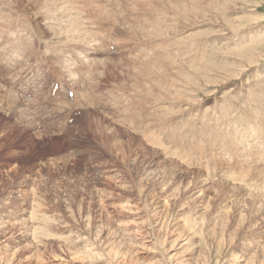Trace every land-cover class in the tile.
Masks as SVG:
<instances>
[{"label": "rangeland", "instance_id": "obj_1", "mask_svg": "<svg viewBox=\"0 0 264 264\" xmlns=\"http://www.w3.org/2000/svg\"><path fill=\"white\" fill-rule=\"evenodd\" d=\"M176 227L264 264V0H0V264H174Z\"/></svg>", "mask_w": 264, "mask_h": 264}, {"label": "bare ground", "instance_id": "obj_2", "mask_svg": "<svg viewBox=\"0 0 264 264\" xmlns=\"http://www.w3.org/2000/svg\"><path fill=\"white\" fill-rule=\"evenodd\" d=\"M74 15V12H73V9H71V8H69V6L67 5V4H62V5H60L59 6V8H56V11H55V13H53V16H52V21L54 22V25H57L56 27H58L59 29L62 27H60L59 25L60 24H63L64 25V27L63 28H61L60 29V32L62 31L63 33L66 31V29H64L66 26H69V27H71V26H73L74 24V19H75V16H73ZM86 27H82V28H79V29H75L74 31H73V35H77V34H81L80 33V30H83V29H85ZM104 28V27H103ZM102 28V29H103ZM47 29H50V27H48ZM56 30H57V34H55L54 36L56 37V39L57 40H59L58 38L62 35V33H60V32H58V29L56 28ZM104 30V29H103ZM102 30V31H103ZM1 31H2V29H1ZM92 31V30H91ZM98 31H100V30H98ZM105 31V30H104ZM94 32V31H93ZM92 32V33H93ZM83 33H85V32H82V34ZM91 33V32H90ZM92 33H91V35H92ZM97 33V32H96ZM95 33V34H96ZM85 35V34H84ZM89 35V34H88ZM100 35V34H99ZM93 36H94V33H93ZM96 36H98L97 34H96ZM88 37V36H87ZM85 38H86V36H85ZM85 38H84V40H85ZM91 38V37H90ZM95 39H96V37H95ZM112 39V38H111ZM116 39V38H115ZM114 39V40H115ZM50 40H52V39H50ZM56 40V41H57ZM83 40V38L81 39V41ZM83 40V41H84ZM117 40V39H116ZM80 41V42H81ZM82 41V42H83ZM87 41V40H86ZM111 41V40H110ZM66 42H67V40H66ZM116 42V41H115ZM60 44V43H59ZM5 47H6V45H4ZM83 46V45H82ZM85 47H88V44H87V46H85ZM63 51V50H62ZM24 55V54H23ZM63 57V56H62ZM81 57V56H80ZM65 58V57H64ZM68 59H69V57H68ZM84 59H90V57L89 56H85L84 57ZM62 60H63V58H62ZM65 60V59H64ZM67 60V59H66ZM91 60V59H90ZM90 60H88V61H90ZM68 61V60H67ZM94 61V60H93ZM92 61V62H93ZM87 62V61H86ZM96 62H97V60H96ZM65 63H66V61H65ZM66 64H68V73H70L71 75H73V76H78V72L75 70L76 68L74 67L75 65V63L72 61H69V63H66ZM81 64V63H80ZM83 64V63H82ZM249 64V63H248ZM90 65H92V63H90ZM89 65V66H90ZM87 66H88V64H87ZM60 67H64L63 66V64H62V66H60ZM80 68H81V66H80ZM65 69V68H64ZM83 70H85V68H82ZM89 69H92V67L90 66V68ZM79 70V69H78ZM102 71H105V69H104V67H103V69H102ZM80 72H82V71H80ZM89 72H91V70H89ZM93 72V71H92ZM91 72V73H92ZM95 72H97V71H95ZM100 73V72H99ZM82 74H83V72H82ZM86 76V75H85ZM91 76V75H90ZM90 76H88V77H90ZM68 77V76H67ZM92 78V77H91ZM86 79V78H85ZM93 79V78H92ZM94 79H95V77H94ZM77 80H79L78 79V77H77V79L75 80V81H77ZM87 80V79H86ZM85 80V81H86ZM95 80H97V79H95ZM94 80V81H95ZM84 81V82H85ZM88 81H89V79H88ZM91 82V81H90ZM93 82V81H92ZM87 84H88V82H86ZM94 83V82H93ZM91 84V83H90ZM89 84V85H90ZM95 84H97V83H95ZM94 85V84H93ZM92 84H91V86H93ZM82 86V85H81ZM91 86H89V87H91ZM94 87V86H93ZM92 88V87H91ZM96 88V87H95ZM97 89V88H96ZM84 90V89H83ZM92 90V89H91ZM99 90V89H98ZM88 91V90H87ZM86 91V92H87ZM92 92H94V95H97V93L95 94V91H92ZM91 92V93H92ZM87 94V93H86ZM89 94V93H88ZM87 94V95H88ZM93 94V93H92ZM90 96V95H89ZM94 97H96V96H94ZM92 97H90V99H91ZM96 100V99H95ZM94 101V100H93ZM96 103V102H95ZM87 104H90V102L89 103H87ZM94 104V103H93ZM76 106V105H75ZM83 107V106H82ZM89 107H92L91 105L89 106ZM89 117V116H88ZM69 119V118H68ZM60 130V129H59ZM152 171V170H151ZM248 173V172H247ZM242 180V179H241ZM256 180V179H255ZM213 181V180H212ZM242 181H246V180H242ZM241 183V182H240ZM245 183V182H244ZM247 184H248V182H246ZM245 183V184H246ZM243 184V183H242ZM241 185V184H240ZM255 185H256V183H255ZM254 185V183L252 182L251 183V188H254L255 190H257V191H262V190H259V187L258 188H256V186ZM247 186V185H246ZM245 186V187H246ZM250 188V192H253V190ZM247 190L249 189V187L248 188H246ZM252 190V191H251ZM257 191L255 192V193H257ZM246 195V194H245ZM248 195V194H247ZM169 197V196H168ZM170 199H171V197H170ZM168 200H169V198H168ZM130 201V200H129ZM120 205V204H119ZM128 205V204H127ZM38 207V206H37ZM126 207V206H125ZM124 207V208H125ZM137 207V206H136ZM127 208V207H126ZM131 208V207H130ZM138 208V207H137ZM165 208V207H164ZM39 212V211H38ZM35 214H36V212H34ZM137 213V212H136ZM41 214V213H40ZM45 217H46V215H44ZM157 216V215H156ZM239 216H237V218H238ZM37 218V217H36ZM35 218V219H36ZM44 217H42V219H43ZM201 218V217H200ZM242 218V217H241ZM45 219V218H44ZM145 220V219H144ZM158 220V219H157ZM242 221V220H241ZM38 222H40V220L38 221ZM154 222V221H153ZM185 225H191L192 224V221L189 223V221L187 220V222L186 223H184ZM154 225V224H153ZM158 225H159V229L161 230V228H163V223L161 222V220H160V218H159V221H158ZM41 226V225H40ZM154 227V226H153ZM102 228V227H101ZM103 229V228H102ZM158 229V230H159ZM100 230V229H99ZM159 230V231H160ZM164 230V229H163ZM116 231V230H115ZM188 231L190 232V234H185V231H182V229H179L178 227H176L175 229H173V230H171L170 229V231L166 234V241H167V244H168V248H167V254H165V253H162V252H160L159 253V255L160 256H163V257H161V259L162 260H164L165 261V259L166 260H169L168 261V263H172V261H173V263L174 264H187V260L188 259H186V254H184L182 257L181 256H179V254L176 252V253H172L173 251H176V250H179V249H184V250H188L189 252L188 253H190V255L192 256V255H194L195 254V251L197 252V250H199V251H201L200 249H199V246H200V243L199 242H197L198 240H196L195 239V236H199L200 234H203V230H201V229H198V228H191V229H188ZM114 232V231H113ZM161 232V231H160ZM163 232V231H162ZM161 232V233H162ZM98 233V232H97ZM99 234V233H98ZM47 236V235H46ZM96 237V236H95ZM163 237V236H162ZM168 237V238H167ZM49 238V237H48ZM77 239V238H76ZM164 240V241H165ZM200 241V240H199ZM74 242V241H73ZM109 242V241H108ZM163 242V241H162ZM161 242V243H162ZM203 243V242H202ZM219 243V242H218ZM169 244H170V246H169ZM220 245V244H219ZM218 245V246H219ZM163 246V245H162ZM204 246H205V244H204ZM147 247H149V246H147ZM202 248H203V245L201 246ZM85 248V247H84ZM162 248V247H161ZM105 249V248H104ZM107 251H105V252H107L108 253V258H109V260H113V261H115V263L114 264H127V261L129 260V258L127 257V255H126V253H124L123 252V250H124V248H123V250H118V249H116L115 248V246H113L112 248L111 247H107ZM128 249V248H127ZM164 249H165V247H164ZM156 250V249H155ZM130 251V250H129ZM86 253H84L85 255H87V256H94V255H98V253L96 252V251H93V250H88V251H85ZM128 252V251H127ZM165 252V251H164ZM106 253V254H107ZM129 253V252H128ZM198 253V252H197ZM199 253H201V252H199ZM100 255V254H99ZM103 255V254H102ZM101 255V256H102ZM130 255V254H129ZM130 257H131V255H130ZM85 258V257H84ZM101 258H103V257H101ZM100 258V259H101ZM107 258V257H106ZM134 258V257H133ZM132 258V259H133ZM194 258V257H193ZM89 259V258H88ZM95 259V258H94ZM131 259V258H130ZM105 260V259H104ZM108 260V259H107ZM172 260V261H171ZM145 261V260H144ZM150 262H151V260H149ZM153 261V260H152ZM156 261V260H155ZM221 261V260H220ZM233 261H234V263H239V259L238 258H234L233 259ZM104 262V261H103ZM106 262V261H105ZM112 262V261H111ZM154 262V261H153ZM160 262H161V260H160ZM163 262V261H162ZM135 263V262H134ZM107 264H109V262L107 263ZM112 264V263H111ZM132 264V263H131ZM150 264H154V263H150ZM161 264V263H160ZM162 264H164V263H162ZM188 264H189V262H188ZM249 264H251V262H249Z\"/></svg>", "mask_w": 264, "mask_h": 264}]
</instances>
